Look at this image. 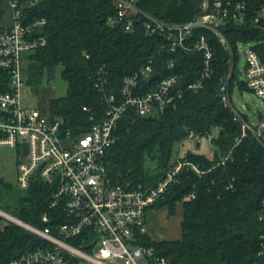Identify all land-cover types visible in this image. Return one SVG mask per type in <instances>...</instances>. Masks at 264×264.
<instances>
[{
  "label": "trees",
  "instance_id": "16d2710c",
  "mask_svg": "<svg viewBox=\"0 0 264 264\" xmlns=\"http://www.w3.org/2000/svg\"><path fill=\"white\" fill-rule=\"evenodd\" d=\"M238 1L247 3L246 23L239 26L230 21L224 30L236 65L231 92L236 87L250 91L239 80V45L252 44L264 57V18L256 19L264 0ZM202 2L138 0V6L162 21L183 23L199 14ZM33 15L46 20L48 44L29 54L26 83L39 92L44 81L53 80L56 70L62 69L67 95L51 100L43 112L54 122L62 121L63 130H69L74 138L90 132L108 109L96 85L101 70L108 81L107 92L116 95L121 92L124 77L138 73L150 60L154 61V72L162 78L178 75L181 88L200 76L202 53H176L169 47L163 50L167 42L163 37L149 36L142 17L134 32H127L123 26L115 30L108 22L117 15L114 0H42ZM204 34L214 50V72L206 86L198 93L185 90L176 108L155 117L138 116L133 109L127 110L118 125L117 140L106 154V178L110 185L130 183L154 188L172 171L176 161L174 147L189 130L205 134L218 128L212 158L191 151L186 155L203 174L181 172L164 198L150 210L166 208L170 218L182 206V237L157 242L146 234L143 244L154 246L171 264H256L261 261L258 254L264 234L259 217L264 211V144L252 134L242 138V127L234 120V114L224 109L219 89L230 70L229 55L217 38ZM171 61L173 69L169 67ZM139 83L140 93L154 86L143 79ZM226 158L225 164H220ZM156 162L157 167L150 170L148 164ZM229 185L232 189L227 188ZM51 192L52 186L38 178L28 190L0 179V210L55 235L67 217L62 209L50 208ZM44 216L48 223L43 222ZM5 220L0 216V224ZM52 247L48 240L8 220L0 230V264Z\"/></svg>",
  "mask_w": 264,
  "mask_h": 264
},
{
  "label": "built area",
  "instance_id": "2783aa9c",
  "mask_svg": "<svg viewBox=\"0 0 264 264\" xmlns=\"http://www.w3.org/2000/svg\"><path fill=\"white\" fill-rule=\"evenodd\" d=\"M42 0H0V147L27 146V155L19 159L18 188L28 190L35 178L52 186L50 208L62 209L66 224L58 228L57 234L29 226L27 229L48 240L51 250L39 249L23 254L7 264H171L154 246L143 244L147 234V216L151 208L167 193L169 185L181 172L192 170L203 174L199 167L186 158H176L172 171L154 188L143 185H110L106 176V154L114 146L117 128L129 109L143 117H155L170 108H176L184 97L185 90L200 92L214 72L212 66L214 50L206 34L217 38L229 55L230 70L222 79L219 89L224 109L234 114V120L242 127V138L248 134L264 144V118L253 125L238 111L233 102L231 84L236 65L234 50L224 30L228 22L246 23L247 3L238 0H203L197 16L188 22L162 21L145 13L138 0H114L117 15L108 22L120 23L127 32L137 29L140 17L145 20L149 36L163 37L171 52L186 54L202 53L200 76L180 87V77L172 74L151 81L154 61L150 60L142 69L124 77L119 95L107 92V78L99 72L96 83L99 92L108 104L102 120L90 132L74 138L69 130H63L62 121H53L40 109L28 108L24 102V86L21 68V53L46 47V20L33 15V9ZM12 12L11 23L4 25L5 9ZM264 18V4L256 19ZM244 48L243 84L264 101V57L252 44L239 45ZM174 68V61L169 64ZM7 75V77H6ZM154 83L149 90L140 93L139 81ZM240 80V79H239ZM85 111H88L84 107ZM219 129L205 134L189 130L181 141L202 144L206 138L216 148L215 139ZM226 159L220 164L224 165ZM227 188L232 189V185ZM194 197V195H192ZM264 224V211L260 214ZM48 223V217H43ZM261 251L258 258L264 264V234L261 236Z\"/></svg>",
  "mask_w": 264,
  "mask_h": 264
},
{
  "label": "rangeland",
  "instance_id": "374dc122",
  "mask_svg": "<svg viewBox=\"0 0 264 264\" xmlns=\"http://www.w3.org/2000/svg\"><path fill=\"white\" fill-rule=\"evenodd\" d=\"M5 11L6 13L3 22L4 25H9L11 23L12 12L8 8L5 9ZM244 51H245L244 48H242L240 51L241 56L239 62V70L241 72L245 66ZM30 53L31 51L22 52L20 56L21 68L25 82H26L25 71L28 67ZM56 71L57 73L55 78L51 81L45 80L39 92L34 91V89L30 87L27 83L25 84L23 99L25 105L28 108L30 109L35 108L45 111L47 110L51 100L63 98V96L67 95L68 86H67V82L62 77V69L58 68ZM239 79L241 81H244L243 74H240ZM232 96L236 109L240 111L251 124L255 126L262 120V118H264V101L260 99L257 95H255L253 92L248 90L240 91L239 88L236 87L232 93ZM201 143L202 144L198 145L197 143L186 141L185 145L183 146L182 143L179 142L174 147L173 159H176L179 156L186 155L188 151L200 155L204 154L207 158H212L216 151L215 148L209 145L206 138H202ZM27 153H28V148L25 145L22 146V148L18 147V149L10 148L7 146L0 147V179L7 180L14 186H17L18 185L17 162L19 161V159L24 158L27 155ZM148 167L150 168V170H154L157 167V162L149 163ZM4 219L10 221L7 218ZM6 220L0 224V230H2L5 227ZM170 222H171L170 218L160 217L159 214L158 219L154 222V225L153 226L151 225V227H149V234L155 239H159V237L165 240H174V238H178L180 236V230L172 226Z\"/></svg>",
  "mask_w": 264,
  "mask_h": 264
},
{
  "label": "crops",
  "instance_id": "0c3cea01",
  "mask_svg": "<svg viewBox=\"0 0 264 264\" xmlns=\"http://www.w3.org/2000/svg\"><path fill=\"white\" fill-rule=\"evenodd\" d=\"M179 209V210H178ZM177 209L176 214L173 217H170L171 220V225L176 227L177 229L180 230V236L178 238H174V240L180 239L182 237L181 235V228H182V222H183V208L182 206H179ZM160 214V217H164V218H169L168 217V210L166 208H163L161 210L158 211H152L148 214L147 217V234L154 240V241H161V240H165L159 237V239H155L153 238L150 234H149V227H151V225H154V222L158 219V216ZM165 220V219H164ZM173 228V227H172ZM174 229V228H173ZM168 233V230H167ZM174 240H168V241H174Z\"/></svg>",
  "mask_w": 264,
  "mask_h": 264
},
{
  "label": "water",
  "instance_id": "95a60500",
  "mask_svg": "<svg viewBox=\"0 0 264 264\" xmlns=\"http://www.w3.org/2000/svg\"><path fill=\"white\" fill-rule=\"evenodd\" d=\"M237 24L239 25V26H244V24H245V22H237ZM115 30H119V28H120V23H116L115 25H114V27H113ZM45 34V31H41V32H39L38 33V35H41V36H43ZM159 78V74H156L155 76H154V78L151 80V81H154L155 79H158ZM249 107V106H248ZM5 214H7L6 212L4 213L3 211H1L0 210V216H2L3 218H7V219H9L11 222H13V223H16L17 225H22V226H24V227H29V225H26V224H24L22 221L20 222L19 220H17L16 218H14V217H12L11 215H9V214H7V215H9L11 218H8V217H6V216H4Z\"/></svg>",
  "mask_w": 264,
  "mask_h": 264
},
{
  "label": "bare ground",
  "instance_id": "6f19581e",
  "mask_svg": "<svg viewBox=\"0 0 264 264\" xmlns=\"http://www.w3.org/2000/svg\"><path fill=\"white\" fill-rule=\"evenodd\" d=\"M4 216L8 217V218H11L9 215L5 214Z\"/></svg>",
  "mask_w": 264,
  "mask_h": 264
}]
</instances>
